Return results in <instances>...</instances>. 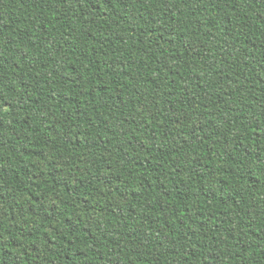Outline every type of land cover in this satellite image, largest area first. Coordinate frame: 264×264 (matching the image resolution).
I'll return each instance as SVG.
<instances>
[{"label": "trees", "instance_id": "trees-1", "mask_svg": "<svg viewBox=\"0 0 264 264\" xmlns=\"http://www.w3.org/2000/svg\"><path fill=\"white\" fill-rule=\"evenodd\" d=\"M0 264H264V0H0Z\"/></svg>", "mask_w": 264, "mask_h": 264}]
</instances>
